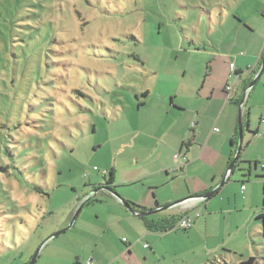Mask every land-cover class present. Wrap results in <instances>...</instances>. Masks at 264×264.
<instances>
[{
    "label": "rangeland",
    "instance_id": "1",
    "mask_svg": "<svg viewBox=\"0 0 264 264\" xmlns=\"http://www.w3.org/2000/svg\"><path fill=\"white\" fill-rule=\"evenodd\" d=\"M263 40L264 0H0V264H30L38 251L35 264H87L97 243L96 257H117L126 235L106 224V191L74 226L48 238L106 184L105 171L135 177L160 154L174 157L177 147L178 154L176 132L192 136V107H205L212 95V110L227 100L224 87L238 81L231 57L248 60ZM172 96L190 107L184 118L168 111ZM228 103L237 119L239 106ZM7 148L21 157L10 158ZM244 164L239 160L234 176ZM117 186L123 193L137 188ZM251 232L252 255H218L216 264L264 260L260 220ZM178 241L167 245L169 254L186 258Z\"/></svg>",
    "mask_w": 264,
    "mask_h": 264
},
{
    "label": "crops",
    "instance_id": "2",
    "mask_svg": "<svg viewBox=\"0 0 264 264\" xmlns=\"http://www.w3.org/2000/svg\"><path fill=\"white\" fill-rule=\"evenodd\" d=\"M226 54L229 57L232 55ZM263 58L264 40L260 42L258 50L251 54L248 60L241 56H232L230 65L234 64L238 71L237 74L232 72V76L236 75L238 81L231 91L227 90L229 84L224 87L223 94H227V100L221 98L216 105L214 102L212 110L210 105V101L214 99L212 95L205 107H192L193 115L188 123L191 126L192 136L187 131L176 132L181 139L179 152L185 156L181 158V166L176 167L174 171L170 170L174 166L172 158L175 159L177 147L174 157L169 156L163 160L160 154L157 159L159 163L154 164L153 169L135 177L121 178L118 177L115 168L111 169L114 182L111 185L108 184V178L106 184L119 191L124 199L138 211L150 210L194 197L177 207L166 210L160 216L148 217L132 213L117 196L112 195V192L106 189L100 190L106 191L104 192L106 202L109 203V208H104V216L108 217L106 224L112 228L117 224L115 226L120 229V233L117 234L126 235L122 239L126 247L118 245L117 251L114 252L118 253L117 257L107 254L110 256L106 260L103 256L96 257L101 254V248H98L97 243V247H93L92 258L87 260V264L119 262L123 264L120 261L121 257L127 258L131 264H212V262L216 264L218 255L223 256L225 261L228 254H239V252L242 254L250 250L251 230L255 223L259 225L258 216L264 213V121L262 120L264 118V71L252 88L248 90L246 88L257 76ZM143 95L145 98L139 106L146 104V100L151 95L150 90L144 91ZM175 100L176 97L172 96L168 111L173 109L175 114L179 113L177 116L184 118L185 114L182 113H186L190 107L176 103ZM229 101L234 106L237 104L240 109L241 105L243 106L242 151L244 155L241 152L240 161L247 164L241 166L243 171L241 175L234 176V169L225 184L211 197L204 199L201 196L216 188L225 178L239 145V115L236 119V110L229 106ZM219 124L221 130L218 129ZM203 125L207 126L206 131ZM234 138L238 142L236 146L232 145ZM133 166L130 169H133ZM95 170L98 168L95 167ZM110 171L105 172L108 175ZM117 185L137 188L132 192L123 193L119 190L121 186ZM244 185L245 188H243ZM95 205L94 209L103 210ZM76 209L77 207L71 208L67 213L66 224L71 221ZM96 215L99 220L101 214L96 211ZM173 215L180 219L190 216L194 225L189 229L177 228L179 219L173 230L161 232L151 229L145 219L156 221ZM77 222L78 217L74 225ZM178 231L189 233L181 234ZM226 235L228 238H225ZM174 240H179L178 244L185 250L182 252L186 253V258L175 252L172 255L169 254L167 245ZM222 249L228 253H223ZM182 257H184L183 260ZM242 260L245 259L240 261ZM257 260L264 261L262 257H257ZM22 264H28V262Z\"/></svg>",
    "mask_w": 264,
    "mask_h": 264
},
{
    "label": "water",
    "instance_id": "3",
    "mask_svg": "<svg viewBox=\"0 0 264 264\" xmlns=\"http://www.w3.org/2000/svg\"><path fill=\"white\" fill-rule=\"evenodd\" d=\"M264 71V58H263V61H262V65H261V68L257 74V76L254 78V80L247 86L246 90L252 88L256 83H257V80L261 77L262 73ZM243 134H244V124H243V111H242V105H241V109H240V112H239V137H240V140H239V145H238V148L236 150V154L233 158V160L231 161L230 165H229V168H228V172L225 176V178L221 181V183L216 187L214 188L213 190H210L209 192H207L205 195L201 196V198H204V199H207L209 197H211L217 190L218 188L222 187L226 180L229 178V176L231 175V173L233 172L234 169H236V167L238 166V162L240 160V156H241V152H242V148H243ZM102 189H106L110 192H112L113 194H115L120 200L121 202L134 214L138 215V216H149V215H153V214H156L158 212H161V211H166V210H169V209H172L174 207H177L179 206L181 203L183 202H186L188 200H191L194 196H192L191 198L189 199H186V200H182L180 202H176V203H172V204H168V205H165V206H161V207H157V208H153V209H150V210H144V211H138L129 201H127L126 199L122 198L120 195H118L116 193V190L113 189L112 187H110L109 185L105 184L103 186H100L99 188L93 190V193L91 196H89L88 198H86V200L83 201V203L79 206V208L76 210L75 214L73 215L69 225L57 232H55L54 234H52L48 239L50 238H53V237H56L58 235H60L61 233H64L65 231H67L69 228H71L79 213L81 212L82 208L84 207L85 205V201L91 199V198H94L95 194L102 190ZM196 198V197H195ZM47 239V240H48ZM45 240L43 242V244L47 241ZM42 244V245H43ZM39 251L37 252V254H35V256L33 257L32 261L30 262V264H35L36 260H37V257H38V254Z\"/></svg>",
    "mask_w": 264,
    "mask_h": 264
},
{
    "label": "trees",
    "instance_id": "4",
    "mask_svg": "<svg viewBox=\"0 0 264 264\" xmlns=\"http://www.w3.org/2000/svg\"><path fill=\"white\" fill-rule=\"evenodd\" d=\"M2 35H4L2 33ZM238 73V71H236V74ZM40 122V121H39ZM28 125H29V122H28ZM43 126H38V128H42ZM3 128V127H2ZM0 130V139L3 140L4 136H6V134H4L3 130ZM238 142L236 141V139H232V145L233 146H236ZM1 150V148H0ZM6 155L9 156L10 158L12 159H18L21 157V151L19 154H16L15 151L12 149V148H7L6 149ZM250 163V162H248ZM257 163V162H256ZM0 164H5L2 162V159H1V153H0ZM3 169H5L6 167H1ZM114 182V177H113V170H111L109 172V179H108V184H113ZM94 186H97L94 185ZM36 190H39V192H42L44 193L43 189L41 187H36ZM94 198H91L87 201H85V205L88 204L89 202L93 201ZM147 220V224L148 226L151 228V229H155V230H158V231H161V232H166V231H171L173 230L174 226L176 225L177 221L180 219L179 217L177 218L176 215H173V216H169L167 218H163V219H160V220H148V218H145ZM258 219L261 221L262 223V232H261V236L264 237V213L259 215L258 216ZM261 239V238H260ZM257 257H254V256H251L245 260H242L240 261L239 263L237 264H257ZM74 264H83L81 262V260L77 259L75 261Z\"/></svg>",
    "mask_w": 264,
    "mask_h": 264
},
{
    "label": "built area",
    "instance_id": "5",
    "mask_svg": "<svg viewBox=\"0 0 264 264\" xmlns=\"http://www.w3.org/2000/svg\"><path fill=\"white\" fill-rule=\"evenodd\" d=\"M231 67H232V72H234L236 74L235 65L232 64ZM238 78H239V76H238ZM232 89H233V86H231V85L227 86L228 91H231ZM262 120L264 121V118ZM183 157H185V156H183L182 153H180V152L178 154H176L175 155V165L172 168H170V170L174 171L176 167L181 166L182 164H180V162L182 161L181 158H183ZM263 166H264V164H263ZM96 169H97V167H96ZM105 173H107V172H105ZM243 188H245V185L243 186ZM193 225H194L193 219L190 216H185L179 220V222L177 224V228L189 229ZM124 240H126V239H124Z\"/></svg>",
    "mask_w": 264,
    "mask_h": 264
}]
</instances>
